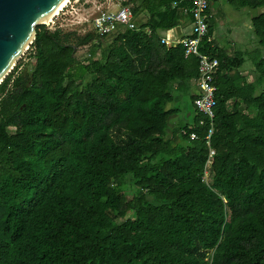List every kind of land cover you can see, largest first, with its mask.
Returning a JSON list of instances; mask_svg holds the SVG:
<instances>
[{
    "label": "trees",
    "instance_id": "trees-1",
    "mask_svg": "<svg viewBox=\"0 0 264 264\" xmlns=\"http://www.w3.org/2000/svg\"><path fill=\"white\" fill-rule=\"evenodd\" d=\"M228 1L263 8L252 23L264 47V0ZM122 4L136 28L37 25L29 61L0 84V264H264V53L243 73L210 18L200 50L220 65L206 182L199 57L161 40L192 3ZM184 97L193 119L179 124L167 104Z\"/></svg>",
    "mask_w": 264,
    "mask_h": 264
},
{
    "label": "built area",
    "instance_id": "built-area-1",
    "mask_svg": "<svg viewBox=\"0 0 264 264\" xmlns=\"http://www.w3.org/2000/svg\"><path fill=\"white\" fill-rule=\"evenodd\" d=\"M109 3L101 6L91 16H83V22L89 23V29H94L100 35H107L116 32L121 28H136L137 23L134 19V13L130 5L122 4V0H105ZM192 5L185 8L192 16L191 33L188 36L178 40L170 39L163 36L162 42L177 45L182 44L185 48L186 56L194 54L199 57V77L197 79L199 95L195 99L196 108L211 120V126L205 136L206 141L210 144L211 137L214 133V118L216 116L217 91L216 72L220 65V60L216 56L203 53L200 50L203 37L208 33L209 20L212 17L211 0H189ZM80 0H69L63 9L55 16L66 18L73 13L79 14ZM70 7V9H69ZM74 15V14H73ZM54 20V19H53ZM81 20V21H82ZM61 28L62 25L57 24ZM193 138H198L196 133H192ZM216 149L211 146L208 150V159L205 167L203 180L210 181L209 170L212 166Z\"/></svg>",
    "mask_w": 264,
    "mask_h": 264
},
{
    "label": "rangeland",
    "instance_id": "rangeland-1",
    "mask_svg": "<svg viewBox=\"0 0 264 264\" xmlns=\"http://www.w3.org/2000/svg\"><path fill=\"white\" fill-rule=\"evenodd\" d=\"M80 1L78 4L80 7L79 14L73 13L74 15L72 14L66 18L57 17L43 24L53 30L58 28L57 24H60L63 31H77L79 34H84L91 25L83 22V16H91L99 7L106 6L109 2H104L105 0ZM211 10L216 43L229 51L233 48L234 54H243L246 60L239 68L243 73L249 71H245L246 69L255 68L256 59H259L260 55L264 53V47L261 46L259 38L255 35L252 20L263 11V8L239 7L228 3L227 0H213ZM88 49L89 45L79 48L77 51L78 58L86 61L85 57L88 54ZM23 56V62H28V54L26 53ZM248 78L252 79L253 73H250ZM172 106L179 108L178 115L173 121L179 124L184 121H192L193 113L186 114L189 112L188 109L192 110L188 97L179 100L176 98L173 102L167 104V107Z\"/></svg>",
    "mask_w": 264,
    "mask_h": 264
},
{
    "label": "water",
    "instance_id": "water-1",
    "mask_svg": "<svg viewBox=\"0 0 264 264\" xmlns=\"http://www.w3.org/2000/svg\"><path fill=\"white\" fill-rule=\"evenodd\" d=\"M66 0H0V84L45 23Z\"/></svg>",
    "mask_w": 264,
    "mask_h": 264
},
{
    "label": "crops",
    "instance_id": "crops-1",
    "mask_svg": "<svg viewBox=\"0 0 264 264\" xmlns=\"http://www.w3.org/2000/svg\"><path fill=\"white\" fill-rule=\"evenodd\" d=\"M222 1H225V0H222ZM212 2H213V0H212ZM212 2H211V6H212ZM227 2L230 3L228 0H227ZM239 7H249V6H239ZM191 26H192V19H191V17L181 18L177 26H175V27H173L171 29L162 31V37L163 36H166V37H169L170 39L178 40L180 38H183L185 36H188L191 33ZM213 39H214V33H213ZM214 41L216 43V40L215 39H214ZM225 50H227V49H225ZM227 52L230 55L234 54L233 48L230 51L227 50ZM245 71H247V70H245ZM197 91L199 92L198 88H197Z\"/></svg>",
    "mask_w": 264,
    "mask_h": 264
},
{
    "label": "bare ground",
    "instance_id": "bare-ground-1",
    "mask_svg": "<svg viewBox=\"0 0 264 264\" xmlns=\"http://www.w3.org/2000/svg\"><path fill=\"white\" fill-rule=\"evenodd\" d=\"M69 2V0H66L48 19L44 20V22H50L52 21L55 16L63 9V7Z\"/></svg>",
    "mask_w": 264,
    "mask_h": 264
}]
</instances>
